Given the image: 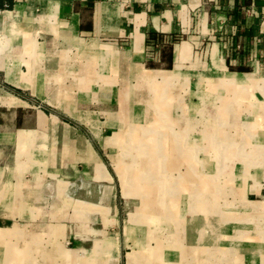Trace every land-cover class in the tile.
<instances>
[{
  "label": "crops",
  "instance_id": "obj_1",
  "mask_svg": "<svg viewBox=\"0 0 264 264\" xmlns=\"http://www.w3.org/2000/svg\"><path fill=\"white\" fill-rule=\"evenodd\" d=\"M0 264H264V0H0Z\"/></svg>",
  "mask_w": 264,
  "mask_h": 264
},
{
  "label": "rangeland",
  "instance_id": "obj_2",
  "mask_svg": "<svg viewBox=\"0 0 264 264\" xmlns=\"http://www.w3.org/2000/svg\"><path fill=\"white\" fill-rule=\"evenodd\" d=\"M37 107H40L36 104ZM53 110H56V109H49V113L50 114H55ZM82 127H84L83 129L85 131H89V125H81ZM74 126L73 125H64L63 126H60V125H55V124H52L50 123L49 124V130L50 132H54L55 131H62L63 133H60L58 132L57 136H60L62 137L63 140H59V139H52L50 140V147L51 148H55V147H59V146H62V145H73L74 144H80V148H83L84 147V140L83 139H70L66 134L67 133H71V131H77L79 130L78 128H73ZM108 127V126H107ZM106 126H102L101 129L102 130H106L107 128ZM81 130V129H80ZM113 137H115L117 134H120V128H119V125H113ZM94 131V129H93ZM56 136V137H57ZM181 141V143H183L184 141L182 140H179ZM95 142V146L96 148L100 149V150H103L105 151V153H107V157L109 159V161L113 162L112 160L114 158L116 159H119L120 157H118V155L116 156H113V154L115 155L118 151V149L120 148L121 146V142L122 141H118L116 139H107V140H100V139H97L94 141ZM178 143V142H177ZM124 145V143H123ZM126 145L128 146H132V141H127L125 142V148H126ZM78 147V146H77ZM189 159H190V156H189ZM225 164H227L229 166V164L233 165V156H227L226 157V161H225ZM114 176H116L117 180V186H118V190L120 189V191H118V197L120 196V201H122L121 203V206H120V220H121V223L122 224H126L129 219V217L132 215L133 212L137 211L138 209H142V207H144L146 209L145 212H148V213H153V210H158L159 207L160 209L162 208V205L160 204H153L152 202L147 204L145 203L146 200L140 198V196L137 194H131L130 197H125V194L122 193V187L120 186L122 184V177H121V171L119 170H114ZM132 176V174H131ZM231 189H227V191H229ZM148 195H151V197L149 196L148 198L149 199H152V191L148 194ZM183 205V204H182ZM184 206V205H183ZM154 208V209H153Z\"/></svg>",
  "mask_w": 264,
  "mask_h": 264
}]
</instances>
